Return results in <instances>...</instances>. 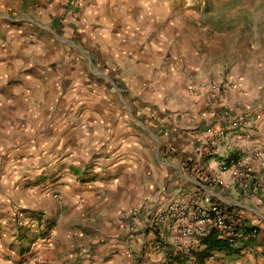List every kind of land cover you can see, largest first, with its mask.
<instances>
[{"label":"crops","instance_id":"obj_1","mask_svg":"<svg viewBox=\"0 0 264 264\" xmlns=\"http://www.w3.org/2000/svg\"><path fill=\"white\" fill-rule=\"evenodd\" d=\"M241 6L247 4L0 0V82L21 73L24 88H47L46 76L58 84L69 61L50 58L73 59L74 71L86 75L71 82L78 99L61 101L54 122L51 114L48 123L33 115L40 131L30 129L25 157L14 163L28 173L18 169L2 183L0 264H170L188 241L156 216L182 194L211 195L260 229L238 254L215 252L202 264H264V11L252 26L241 22ZM219 37L242 43L231 68L208 44ZM227 70L223 79L234 85L209 101L211 75ZM100 74L107 82L91 76ZM106 85L107 101L96 92ZM220 129L226 135L210 156L208 143ZM225 161L248 163L260 191L243 197L231 172L221 171ZM209 176L224 183L209 184ZM135 208L142 214L132 234L126 217ZM38 216L45 240L35 232ZM160 238L165 247L156 249Z\"/></svg>","mask_w":264,"mask_h":264},{"label":"rangeland","instance_id":"obj_2","mask_svg":"<svg viewBox=\"0 0 264 264\" xmlns=\"http://www.w3.org/2000/svg\"><path fill=\"white\" fill-rule=\"evenodd\" d=\"M210 2L216 1V2H222V1H234L239 2L241 4H247L244 8L241 6L240 13L241 16V22L244 24H251L253 26L254 22V15L258 12L264 11V0H209ZM259 2L257 6H254V3ZM228 11H231L230 9ZM218 28L221 30L224 29L223 26L219 25ZM214 35L209 34V37H213ZM216 38V37H215ZM220 41H210L209 45L212 43L215 46V49L213 52L215 53V56L219 58L220 60H223V62H227L228 65L231 68V63H235L237 61V54L238 51L234 48L237 45H242L241 42L236 43L235 41H222V39L219 37ZM233 44V45H232ZM232 45V47H231ZM241 50V49H239ZM241 53V52H240ZM222 58V59H221ZM53 59L57 63L59 62H67L69 63L64 64V74L58 75L60 76V81L58 84L52 85L49 83V76H46L44 79L47 81V88L43 89H31V88H24L23 86V77L21 76V73H14L12 76H10L7 79V83L0 82V188L2 187V183H7V181L15 175V172L20 169L24 173H28L27 171H24V168H18L19 165L14 164L18 160H23L25 157L24 149L27 146V143L32 138V132L36 131L37 133L40 131V125L38 121H35L33 115H39L42 114L45 118V122L48 123L46 116L51 114L52 121L54 122V117L56 114H60L62 112L60 110V107L63 105L61 104V101H77V93L78 91L75 90V88L71 85V82L74 80H77L76 77L86 76L84 74H78L74 71V68L71 67V64H74L75 60L73 59H58V58H50ZM45 59V60H50ZM217 59V60H219ZM44 63H47L45 62ZM83 63L87 64L86 59H81ZM46 65V64H44ZM29 68V67H28ZM26 69L25 66L19 68V71H22ZM101 71V70H100ZM228 71L220 73L219 75H211L213 78L210 80L211 83L214 82H221L226 81L225 77L228 75ZM51 74V73H50ZM51 76H54L51 74ZM62 76V77H61ZM93 76L98 82L103 81L107 82V79L104 74H100L98 77L97 75H91ZM223 79V80H221ZM234 82V81H233ZM93 92V91H92ZM97 96L99 98H102L103 93L106 94L104 99L107 101V85L106 89L96 91ZM87 96L88 94L85 93ZM120 94L128 98V95L130 94L129 91H126L123 87H120ZM75 96V97H73ZM30 116L31 118H28ZM31 123H27V121H30ZM53 124V123H52ZM33 131L31 132V130ZM27 132V133H26ZM37 138V137H36ZM29 175V174H28ZM26 175V176H28ZM5 185V184H4ZM2 189V188H1ZM43 214V213H41ZM42 217V215H41ZM38 216L39 228L35 230L36 234L42 233L41 227V218ZM33 220V219H32ZM34 222H37V219L34 220ZM31 224V223H30ZM37 225L36 223L32 224ZM3 232L0 229V239L3 238ZM38 240H45V236L47 234H39ZM48 239V238H47ZM4 243V242H2ZM6 246L11 247L13 244L11 241L5 242ZM13 248V246H12ZM184 253V252H182ZM251 256L254 254L250 253ZM187 254H184V257ZM194 256L193 254H191ZM242 255V254H241ZM180 256H183V254H180ZM257 257V255H255ZM178 258V256L170 257L169 259ZM186 260L188 262V258L186 257ZM170 263V260H169ZM188 264V263H187ZM191 264V263H189Z\"/></svg>","mask_w":264,"mask_h":264},{"label":"built area","instance_id":"obj_3","mask_svg":"<svg viewBox=\"0 0 264 264\" xmlns=\"http://www.w3.org/2000/svg\"><path fill=\"white\" fill-rule=\"evenodd\" d=\"M234 85L233 81L214 82L210 85L209 101L223 96ZM232 109L226 110L227 117L231 116ZM227 129L213 131L212 138L208 143V155H214L221 139L226 135ZM221 171L231 172V184L243 197L249 198L252 194L260 191L262 180L253 172L248 163L235 162L229 164L223 162ZM209 184L222 185L221 178L209 176L206 178ZM142 214L140 208L131 209L127 213L128 230L137 233V221ZM156 219L166 222L169 228L177 233L182 239L188 241L184 248V254L191 255L205 248L202 241L213 231L219 232L232 248L242 249L245 242L254 243L260 235V229L249 223L242 214L231 211L216 201L211 195L197 196L182 194L173 198L166 209L156 216ZM156 249L165 247L164 239H158ZM242 247V248H241ZM253 250L248 249V253ZM258 252H262L261 250ZM175 255H172L173 257ZM170 264H187L186 257L170 259Z\"/></svg>","mask_w":264,"mask_h":264},{"label":"trees","instance_id":"obj_4","mask_svg":"<svg viewBox=\"0 0 264 264\" xmlns=\"http://www.w3.org/2000/svg\"><path fill=\"white\" fill-rule=\"evenodd\" d=\"M202 245H204L205 248L194 253L197 261L201 264L204 263L206 259L212 257L215 252H224L228 255H234L240 252V249L232 248L217 231H213L204 239Z\"/></svg>","mask_w":264,"mask_h":264}]
</instances>
